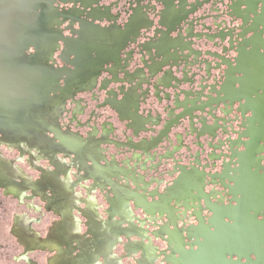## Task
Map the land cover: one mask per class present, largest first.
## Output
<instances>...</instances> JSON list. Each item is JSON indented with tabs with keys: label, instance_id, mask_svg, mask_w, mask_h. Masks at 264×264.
I'll list each match as a JSON object with an SVG mask.
<instances>
[{
	"label": "flooded vegetation",
	"instance_id": "af4514ba",
	"mask_svg": "<svg viewBox=\"0 0 264 264\" xmlns=\"http://www.w3.org/2000/svg\"><path fill=\"white\" fill-rule=\"evenodd\" d=\"M26 14L53 83L0 125V264H264V0Z\"/></svg>",
	"mask_w": 264,
	"mask_h": 264
},
{
	"label": "water",
	"instance_id": "95a60500",
	"mask_svg": "<svg viewBox=\"0 0 264 264\" xmlns=\"http://www.w3.org/2000/svg\"><path fill=\"white\" fill-rule=\"evenodd\" d=\"M34 1L0 0V125L7 126L11 116L17 114V133L27 130L20 124L24 116L21 110L41 107L47 94L42 90L46 69L43 71L36 65L31 68L32 62L42 63L41 54L28 55L25 47L28 34L26 9L32 7ZM46 82L47 85L53 83L48 79Z\"/></svg>",
	"mask_w": 264,
	"mask_h": 264
}]
</instances>
